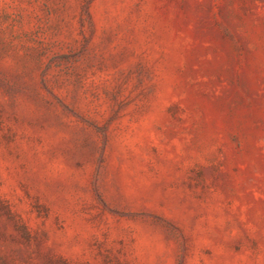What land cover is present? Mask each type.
Masks as SVG:
<instances>
[{"label": "rangeland", "instance_id": "1", "mask_svg": "<svg viewBox=\"0 0 264 264\" xmlns=\"http://www.w3.org/2000/svg\"><path fill=\"white\" fill-rule=\"evenodd\" d=\"M0 264H264V0H0Z\"/></svg>", "mask_w": 264, "mask_h": 264}]
</instances>
